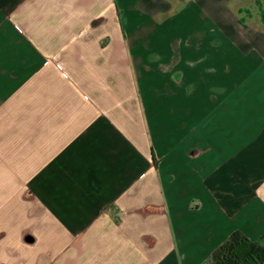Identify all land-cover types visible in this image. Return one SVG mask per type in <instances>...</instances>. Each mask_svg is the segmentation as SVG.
I'll use <instances>...</instances> for the list:
<instances>
[{"label":"crops","instance_id":"crops-1","mask_svg":"<svg viewBox=\"0 0 264 264\" xmlns=\"http://www.w3.org/2000/svg\"><path fill=\"white\" fill-rule=\"evenodd\" d=\"M264 244V0H0V264H213Z\"/></svg>","mask_w":264,"mask_h":264},{"label":"trees","instance_id":"trees-1","mask_svg":"<svg viewBox=\"0 0 264 264\" xmlns=\"http://www.w3.org/2000/svg\"><path fill=\"white\" fill-rule=\"evenodd\" d=\"M210 258L213 264H264V244L235 229L214 248Z\"/></svg>","mask_w":264,"mask_h":264}]
</instances>
